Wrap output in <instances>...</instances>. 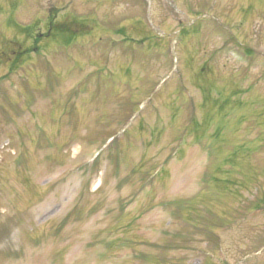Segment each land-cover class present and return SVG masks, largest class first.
I'll return each instance as SVG.
<instances>
[{
	"label": "rangeland",
	"instance_id": "obj_1",
	"mask_svg": "<svg viewBox=\"0 0 264 264\" xmlns=\"http://www.w3.org/2000/svg\"><path fill=\"white\" fill-rule=\"evenodd\" d=\"M0 264H264V0H0Z\"/></svg>",
	"mask_w": 264,
	"mask_h": 264
}]
</instances>
